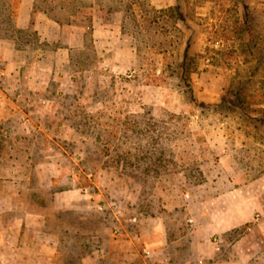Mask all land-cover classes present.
<instances>
[{
    "label": "rangeland",
    "instance_id": "obj_1",
    "mask_svg": "<svg viewBox=\"0 0 264 264\" xmlns=\"http://www.w3.org/2000/svg\"><path fill=\"white\" fill-rule=\"evenodd\" d=\"M231 191L260 198L240 204L246 238L264 218V0H0V264L162 247L209 231L198 212Z\"/></svg>",
    "mask_w": 264,
    "mask_h": 264
},
{
    "label": "crops",
    "instance_id": "obj_2",
    "mask_svg": "<svg viewBox=\"0 0 264 264\" xmlns=\"http://www.w3.org/2000/svg\"><path fill=\"white\" fill-rule=\"evenodd\" d=\"M226 186L230 187V184ZM238 197L236 192L231 191L213 196L204 202L214 204L213 209L199 211L196 216L209 222L210 230H206V233L192 229L173 238L162 247L142 246L132 249L134 253L130 252L129 255L123 245L114 244L112 242L114 240L111 239L106 248L108 258L103 264H264V218L251 228L250 231L254 234L251 232V235L248 234L246 238L240 239L231 235L232 229L244 223L243 218L248 217L246 214L248 211L239 210L240 204L249 202L255 208L256 204L260 203V198H256L255 195L246 202ZM118 233L120 232L114 230V236H120ZM213 233H219L221 236L220 251H215L210 242ZM7 234L10 236H8L10 242L15 232L9 230ZM2 236L0 234V243L3 241ZM10 243L14 244L12 241ZM144 249L149 251L148 255L143 253ZM99 252H101L99 249H91L82 258V264H102L99 260Z\"/></svg>",
    "mask_w": 264,
    "mask_h": 264
},
{
    "label": "trees",
    "instance_id": "obj_3",
    "mask_svg": "<svg viewBox=\"0 0 264 264\" xmlns=\"http://www.w3.org/2000/svg\"><path fill=\"white\" fill-rule=\"evenodd\" d=\"M188 48H189V43L186 44V47H185L184 53H183L182 63L180 65V67H181V74L187 80L189 79V67H190V60H191L190 55H189ZM187 85L189 87L190 95H191V97H193L192 87H191L190 84H187ZM242 109L244 111V108L241 107V110Z\"/></svg>",
    "mask_w": 264,
    "mask_h": 264
},
{
    "label": "built area",
    "instance_id": "obj_4",
    "mask_svg": "<svg viewBox=\"0 0 264 264\" xmlns=\"http://www.w3.org/2000/svg\"><path fill=\"white\" fill-rule=\"evenodd\" d=\"M99 208H101V206H99ZM108 208H109V210L111 211L113 217H114L116 220H119L120 213H121V210H120L119 205H118L116 202H110V203L108 204ZM188 221H192V219H188ZM114 230H115L116 232H119V228H118V227H116ZM213 240H214L215 245H216L215 249L218 250V249H219V244H218L217 241H220V240H217L216 238H214ZM143 253H144L145 255H148V254H149V251L146 250V249H144V250H143Z\"/></svg>",
    "mask_w": 264,
    "mask_h": 264
}]
</instances>
